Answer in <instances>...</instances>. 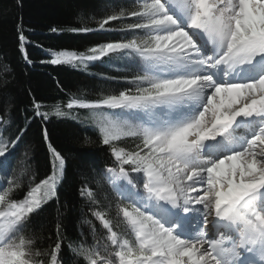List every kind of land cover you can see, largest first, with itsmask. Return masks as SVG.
<instances>
[{
    "label": "snow or ice",
    "instance_id": "snow-or-ice-1",
    "mask_svg": "<svg viewBox=\"0 0 264 264\" xmlns=\"http://www.w3.org/2000/svg\"><path fill=\"white\" fill-rule=\"evenodd\" d=\"M133 4L128 10L113 5L95 28L66 29L125 36L91 46L87 55L60 50L40 61L85 69L111 54L129 61L121 77L128 87L95 100L69 98L65 105L91 110L99 142L113 159L78 188L87 211L107 230L103 250L83 234L79 243L68 239L60 219L44 237L47 247L39 246L33 217L59 200L66 158L49 144L51 173L18 198L25 129L9 134L6 104L0 109V264H65V247L73 264L77 256L85 264H264V0ZM26 40L21 30L19 50L31 64ZM9 82L5 77L0 87ZM33 108L34 117L50 118L34 97ZM67 114L59 105L51 113ZM127 138L138 141L134 148L119 143ZM105 185L117 198L127 234L116 230L108 209L96 207ZM83 223L92 222L85 216Z\"/></svg>",
    "mask_w": 264,
    "mask_h": 264
},
{
    "label": "trees",
    "instance_id": "trees-1",
    "mask_svg": "<svg viewBox=\"0 0 264 264\" xmlns=\"http://www.w3.org/2000/svg\"><path fill=\"white\" fill-rule=\"evenodd\" d=\"M113 5H125V10L134 6L133 0H0V81L5 77L10 81L6 89L0 87V109L6 104L11 105V136H16L21 128L25 129L17 163L24 160L26 172L21 177L22 187L17 197L23 198L30 184L38 183L51 173L53 159L49 144L66 158L65 178L58 187L59 200L50 201L33 217L31 230L40 237L38 244L41 248L47 247L48 241L44 237L54 232L57 219L62 221L64 227L61 231L68 239L79 243L83 234L86 243L98 244L101 250L104 248L107 230L87 211L78 195V188L86 177L96 175L94 170L112 164L113 159L107 146L99 142L91 110H69L65 105L69 98L95 100L101 94L128 87L121 77L127 74L129 61L120 58V54H111L89 62L86 69L40 61L60 50L87 55L89 47L125 36L119 31L84 34L66 30L82 26L95 28L99 19L113 11ZM112 24L119 27L121 22ZM52 27L65 30L53 33L49 30ZM21 30L27 37L25 47L31 64L25 61L19 50L18 34ZM6 65L12 71H7ZM33 97L41 103L42 111L50 113L48 120L33 116ZM57 105L68 114L62 117L51 115ZM85 140L89 142L85 144ZM137 142L134 138H127L119 143L133 148ZM25 150H28L26 158L23 156ZM116 199L111 186L105 185L101 189L100 204L96 207L108 209L116 230L127 234L126 225L116 214ZM109 200L112 201L111 208L108 207ZM85 216L91 220V225L83 223ZM61 256L65 264H73L74 256L67 247L63 248ZM75 259L78 264H85L82 258L77 256Z\"/></svg>",
    "mask_w": 264,
    "mask_h": 264
},
{
    "label": "rangeland",
    "instance_id": "rangeland-1",
    "mask_svg": "<svg viewBox=\"0 0 264 264\" xmlns=\"http://www.w3.org/2000/svg\"><path fill=\"white\" fill-rule=\"evenodd\" d=\"M133 148H134V146H133ZM52 159H53V157H52ZM103 227V226H102Z\"/></svg>",
    "mask_w": 264,
    "mask_h": 264
}]
</instances>
